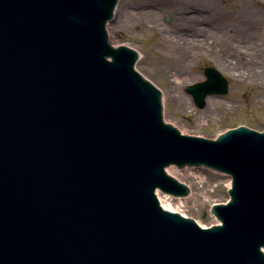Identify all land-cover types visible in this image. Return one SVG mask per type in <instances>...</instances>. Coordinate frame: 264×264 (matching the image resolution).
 <instances>
[{
  "label": "water",
  "instance_id": "1",
  "mask_svg": "<svg viewBox=\"0 0 264 264\" xmlns=\"http://www.w3.org/2000/svg\"><path fill=\"white\" fill-rule=\"evenodd\" d=\"M118 2L0 0V264H264V130L165 122Z\"/></svg>",
  "mask_w": 264,
  "mask_h": 264
},
{
  "label": "rangeland",
  "instance_id": "2",
  "mask_svg": "<svg viewBox=\"0 0 264 264\" xmlns=\"http://www.w3.org/2000/svg\"><path fill=\"white\" fill-rule=\"evenodd\" d=\"M125 3L132 14L123 17ZM116 9L109 40L136 48L137 70L162 92L165 121L210 139L231 125L264 130V0H119ZM207 67L221 72L229 89L199 108L186 89L206 80Z\"/></svg>",
  "mask_w": 264,
  "mask_h": 264
},
{
  "label": "bare ground",
  "instance_id": "3",
  "mask_svg": "<svg viewBox=\"0 0 264 264\" xmlns=\"http://www.w3.org/2000/svg\"><path fill=\"white\" fill-rule=\"evenodd\" d=\"M120 4H121V2H120ZM118 5V9L120 8V6L121 5ZM124 6L122 7V9H124L123 10V17L125 16V15H131L132 14V12H131V9H130V6L128 5V4H123ZM118 9H115V10H117V12H115L114 13V16H115V18H118ZM148 14L149 15H151L149 12H148ZM170 37V40L172 41V42H174V43H176L178 46H180L183 42H184V40H183V38L182 37H179V36H175V37H173V36H169ZM195 42L197 43V44H199V43H202L200 40H195ZM214 104V102H212V104L211 105H213Z\"/></svg>",
  "mask_w": 264,
  "mask_h": 264
}]
</instances>
